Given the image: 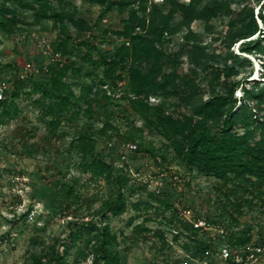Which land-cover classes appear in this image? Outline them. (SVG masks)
<instances>
[{"label":"rangeland","instance_id":"1","mask_svg":"<svg viewBox=\"0 0 264 264\" xmlns=\"http://www.w3.org/2000/svg\"><path fill=\"white\" fill-rule=\"evenodd\" d=\"M24 1L28 3L0 0V5L5 3L18 19L11 27L0 26V81L9 83L6 97L13 102L0 106V264H24L31 262L33 255L48 258L53 250L65 253L69 264H93L96 231L102 232L106 226L116 235L109 247L119 253L120 264H179L188 253L185 243L195 250L183 218H206L210 222L198 237L200 247L210 244L205 255L213 261L220 260L217 246L231 234H249L254 242L264 241V194L259 195L252 186L225 183L190 169L177 158L170 140L133 108L127 97L133 57L125 67L116 68L122 79L110 87L109 97L98 89L105 65L94 61L109 59L121 46L133 43L130 35L121 33L125 19L135 12L131 34H146L152 17L159 14L156 7L167 12L173 0ZM175 1L188 4L191 0ZM211 1L195 0V5ZM225 2L227 6L216 15L194 18L191 33L184 13L177 10L170 21L174 30L164 33L159 47L170 58L178 56L177 67L183 73H189L192 66L187 55L192 39L207 45L209 51L216 48L217 52L229 49L242 53L248 60L239 64L237 79L243 82L253 78L245 77L250 71L254 76L259 73V86H264V50L247 54L236 42L227 48L224 41L229 21L245 6H254L258 27L264 28L257 15L260 1ZM41 10H47L48 16H41ZM61 11L73 14L74 19L85 18L87 27L79 28L69 17L60 21L52 15ZM141 18H145V25L139 22ZM262 32L259 37L264 44ZM227 61L233 64L232 59ZM168 62L163 68L169 69ZM28 64L34 66L32 71ZM134 64L147 69L150 60ZM60 67L66 68L63 80L78 97H85L77 101L78 112H66L53 125L48 121L51 116H44L36 101L37 89L39 82L49 85L51 70ZM209 78L208 70L198 69L197 91L202 98L209 95ZM242 93V87L235 90L238 101ZM148 102L188 110L183 103L176 106L181 101L175 93L153 94ZM83 133L94 140L92 151L75 142ZM129 142L136 148L130 149ZM95 158L110 163L111 172L87 170L86 163ZM117 177L123 180L126 203L120 215L106 209L107 202L116 196ZM160 180L163 183L157 191ZM186 209L191 213H185ZM87 222L96 226L93 239L85 241V233L74 245L65 247L70 230ZM220 228H224L223 233ZM175 230H180V236H175ZM239 264H264V258Z\"/></svg>","mask_w":264,"mask_h":264},{"label":"trees","instance_id":"2","mask_svg":"<svg viewBox=\"0 0 264 264\" xmlns=\"http://www.w3.org/2000/svg\"><path fill=\"white\" fill-rule=\"evenodd\" d=\"M20 1L28 3L24 0ZM49 1L51 0H45V3ZM94 1L104 2L105 0ZM121 1L128 2L129 0ZM257 1H260L261 7L258 16L264 22L262 12L264 0ZM169 4L170 8L167 12H161L156 7L159 14L152 17L146 34H131L133 24L137 19L135 12L125 19L121 33L130 35L133 43L130 47L121 46L109 59L105 57L101 62L100 60L94 61L97 65L100 63L105 65L98 89L102 91L104 97H109L111 88L108 92L102 84L109 83L112 88L116 86L122 79L121 75L116 72V68L125 67L124 64L133 57L134 61L129 67L127 80L129 93L127 97L133 108L144 115L148 125L152 124V128L170 140L180 162L190 169L223 179L225 183L235 181L238 185L254 187L259 195L264 194V86H259V80L256 78L245 79L243 82L237 79L240 71L239 64L248 58L242 56V53L232 52L229 49L217 52L216 48H213L209 51L207 45L192 39L193 42L187 53L192 66L189 68V73H183L177 67L178 56L170 58L159 47V44L163 43L164 33L174 30L170 21L177 10L184 13V22L188 27V32L191 33L193 31L191 21L194 18L208 19L216 15L227 4L225 0H212L210 4L202 6L195 5V0H191L188 4L173 0L172 4ZM41 11H43L41 16H48L47 10ZM52 15L58 17L60 21L69 17L79 28L87 27L85 18L74 19L73 14L68 12H54ZM145 21V18L139 20L143 25ZM17 22L14 11L5 3L0 5V26L8 28ZM261 31L264 37V28L258 27L254 6H245L236 11L229 21L224 41L227 43V48L235 42H240L241 51L252 54L254 50H264V44L261 43L259 37ZM255 34L257 37L253 38ZM142 59L150 60L149 68L143 69L141 65L134 64ZM227 59H232L233 64L228 63ZM167 61H171L167 64L169 69L163 68V63ZM199 68L204 71L208 70L210 74L208 81L210 92L207 98L198 96L196 76ZM65 71V67L52 69L49 85L43 82L38 83L36 101L42 106L43 115L51 116L48 121L53 125L58 124L66 112H73L76 109L78 112L80 107L77 101L85 97L84 94L78 97L70 85L63 80ZM251 75L250 71L245 77ZM248 83L251 84L248 85ZM239 87L243 88V93L239 97L240 101L235 95V90ZM167 92L178 94L181 102L176 106L179 107L180 103H183L188 110L175 108L171 110V106L164 103L155 106L149 104L148 98L151 95L159 93L165 95ZM8 104L13 105L11 98L5 97L0 100V106L3 108ZM6 111L9 112V110ZM75 142L85 151L93 150L94 140L87 133L80 134ZM86 169L95 174H103L111 172L112 165L102 158H95L86 163ZM115 182L117 183L116 196L107 202L106 209L115 215H120L126 209L122 193L124 183L121 177H117ZM183 220L184 227L190 231V242H194L195 250L191 249L192 246L189 243H185L184 248L193 256H204L207 245L210 246V244L204 245L203 248L199 246L201 239L198 235L204 229L195 226L185 218ZM95 229L93 222H87L82 228L79 227L76 230L71 229L67 239L64 240L65 247L74 245L83 238L85 233L88 235L84 238L85 241L90 242ZM175 231V236H180V230ZM96 233L93 264H120L119 253L111 251L109 247L115 241L116 235L111 233L107 226L102 232L97 230ZM162 237L164 238L163 233ZM225 241L236 246L252 241V237L249 234H231ZM51 260L54 261L53 264H69L65 253L56 254L54 250L48 258L33 255L32 261H26L24 264H48ZM229 263L237 264L232 259Z\"/></svg>","mask_w":264,"mask_h":264},{"label":"built area","instance_id":"3","mask_svg":"<svg viewBox=\"0 0 264 264\" xmlns=\"http://www.w3.org/2000/svg\"><path fill=\"white\" fill-rule=\"evenodd\" d=\"M157 1H161V0H157ZM260 10L261 7L259 4V6L257 7V15ZM262 12L264 13V8L262 9ZM28 68L30 69V71H32L34 66L32 64H28ZM102 87L107 89L108 92H110L109 83L102 84ZM8 89H9V83L6 80H1L0 100L6 97ZM128 146L130 149L136 148V144L132 142H129ZM162 183L163 181L161 180L156 183V186L158 187L157 191L160 190L159 187L162 185ZM185 213H191V210L186 209ZM187 220L192 222L195 226H200L203 229H208V227H210V222L206 218H187ZM220 231L223 233L224 228H220ZM216 253L219 255V259H220L219 261L210 260L207 255L201 257V256H193L190 253H185L184 256L181 257L180 262L178 263L179 264H230L229 260L232 259L237 264H239V263L247 262L249 260L257 259L259 257L264 258V241L262 242L249 241L236 246H232L227 241H222L217 246Z\"/></svg>","mask_w":264,"mask_h":264},{"label":"bare ground","instance_id":"4","mask_svg":"<svg viewBox=\"0 0 264 264\" xmlns=\"http://www.w3.org/2000/svg\"><path fill=\"white\" fill-rule=\"evenodd\" d=\"M255 38V37H254ZM258 69V68H257ZM259 74V73H258Z\"/></svg>","mask_w":264,"mask_h":264}]
</instances>
